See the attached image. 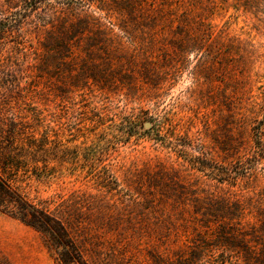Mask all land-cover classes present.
<instances>
[{
	"label": "rangeland",
	"instance_id": "obj_1",
	"mask_svg": "<svg viewBox=\"0 0 264 264\" xmlns=\"http://www.w3.org/2000/svg\"><path fill=\"white\" fill-rule=\"evenodd\" d=\"M0 136L70 245L0 264H264V0H0Z\"/></svg>",
	"mask_w": 264,
	"mask_h": 264
},
{
	"label": "trees",
	"instance_id": "obj_2",
	"mask_svg": "<svg viewBox=\"0 0 264 264\" xmlns=\"http://www.w3.org/2000/svg\"><path fill=\"white\" fill-rule=\"evenodd\" d=\"M46 152L45 145L33 138L22 140L20 145H16L13 136H0V211L14 215L41 233L52 235V248H67L70 245L61 221L52 218L46 211L33 204L24 191L23 183L31 176L40 181L50 177L46 165L37 166L39 162L46 163V159L40 158L43 157L40 153ZM62 261V264L68 263L66 260Z\"/></svg>",
	"mask_w": 264,
	"mask_h": 264
}]
</instances>
